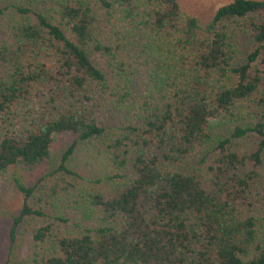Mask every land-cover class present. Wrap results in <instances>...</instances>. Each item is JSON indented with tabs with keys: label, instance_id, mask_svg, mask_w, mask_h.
<instances>
[{
	"label": "trees",
	"instance_id": "1",
	"mask_svg": "<svg viewBox=\"0 0 264 264\" xmlns=\"http://www.w3.org/2000/svg\"><path fill=\"white\" fill-rule=\"evenodd\" d=\"M3 1L0 175L23 196L3 264L22 238L28 264H264V0L209 19L179 0ZM56 134V167L31 177ZM81 148L107 185L80 182Z\"/></svg>",
	"mask_w": 264,
	"mask_h": 264
},
{
	"label": "rangeland",
	"instance_id": "2",
	"mask_svg": "<svg viewBox=\"0 0 264 264\" xmlns=\"http://www.w3.org/2000/svg\"><path fill=\"white\" fill-rule=\"evenodd\" d=\"M185 10L191 12L202 19H209L213 14L223 5H226L233 0H179ZM5 2L0 0V5H4ZM2 18H0L1 27ZM245 38H240L238 42V47L241 52L244 51ZM259 116H250L243 118L241 117L237 120L236 124H242L248 126L258 120ZM231 124L233 122L220 119H212L210 124V132L216 138H220L225 134H228L231 129ZM254 135V134H252ZM69 136L67 134H56L55 141L52 146L54 156L51 160L45 162L44 164L36 167L31 177H39L45 174L48 170L56 167L58 159L62 155V146L67 144L69 141ZM256 137L253 136L247 141V145H252ZM89 152L82 151V148L72 156L71 167L76 169L80 173V182L94 186L95 189L102 188L107 183L95 184V180L99 177H103L106 172L104 165L101 163L99 157L92 156L88 154ZM9 175H0V264H3L5 260L6 253L9 246V227L12 221V216L19 214L23 204V196L17 190L14 185L12 178ZM94 180V181H93ZM51 207V205H49ZM258 211V208H257ZM256 211V212H257ZM29 259L27 257V249L25 247L24 238L20 241V245L17 248V253L15 254V259L13 264H28Z\"/></svg>",
	"mask_w": 264,
	"mask_h": 264
}]
</instances>
